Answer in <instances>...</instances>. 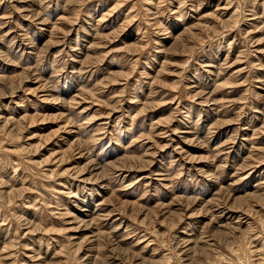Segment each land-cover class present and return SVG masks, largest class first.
Listing matches in <instances>:
<instances>
[{"label":"rangeland","instance_id":"1","mask_svg":"<svg viewBox=\"0 0 264 264\" xmlns=\"http://www.w3.org/2000/svg\"><path fill=\"white\" fill-rule=\"evenodd\" d=\"M0 264H264V0H0Z\"/></svg>","mask_w":264,"mask_h":264},{"label":"bare ground","instance_id":"2","mask_svg":"<svg viewBox=\"0 0 264 264\" xmlns=\"http://www.w3.org/2000/svg\"><path fill=\"white\" fill-rule=\"evenodd\" d=\"M158 175V174H157Z\"/></svg>","mask_w":264,"mask_h":264}]
</instances>
